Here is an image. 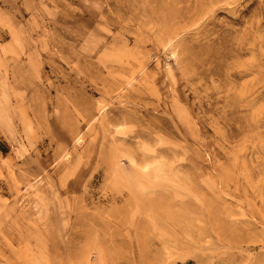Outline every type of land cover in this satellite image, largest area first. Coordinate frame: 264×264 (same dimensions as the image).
I'll use <instances>...</instances> for the list:
<instances>
[{
  "label": "rangeland",
  "instance_id": "rangeland-1",
  "mask_svg": "<svg viewBox=\"0 0 264 264\" xmlns=\"http://www.w3.org/2000/svg\"><path fill=\"white\" fill-rule=\"evenodd\" d=\"M0 264H264V0H0Z\"/></svg>",
  "mask_w": 264,
  "mask_h": 264
}]
</instances>
